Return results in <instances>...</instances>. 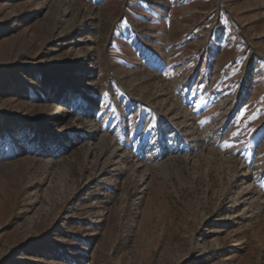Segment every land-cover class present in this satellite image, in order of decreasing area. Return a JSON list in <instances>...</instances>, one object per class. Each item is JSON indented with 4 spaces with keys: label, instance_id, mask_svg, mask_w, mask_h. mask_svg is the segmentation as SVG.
Segmentation results:
<instances>
[{
    "label": "rangeland",
    "instance_id": "rangeland-1",
    "mask_svg": "<svg viewBox=\"0 0 264 264\" xmlns=\"http://www.w3.org/2000/svg\"><path fill=\"white\" fill-rule=\"evenodd\" d=\"M0 264H264V0H0Z\"/></svg>",
    "mask_w": 264,
    "mask_h": 264
},
{
    "label": "bare ground",
    "instance_id": "bare-ground-1",
    "mask_svg": "<svg viewBox=\"0 0 264 264\" xmlns=\"http://www.w3.org/2000/svg\"><path fill=\"white\" fill-rule=\"evenodd\" d=\"M247 189H248V188H246V189H243V190L245 191V190H247ZM258 202H259V201H258Z\"/></svg>",
    "mask_w": 264,
    "mask_h": 264
}]
</instances>
